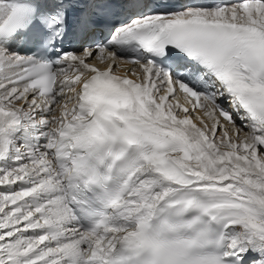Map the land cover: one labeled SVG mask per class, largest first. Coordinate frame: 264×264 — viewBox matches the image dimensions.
<instances>
[{
  "label": "snow or ice",
  "instance_id": "6c2138e0",
  "mask_svg": "<svg viewBox=\"0 0 264 264\" xmlns=\"http://www.w3.org/2000/svg\"><path fill=\"white\" fill-rule=\"evenodd\" d=\"M0 264H264V0H0Z\"/></svg>",
  "mask_w": 264,
  "mask_h": 264
}]
</instances>
